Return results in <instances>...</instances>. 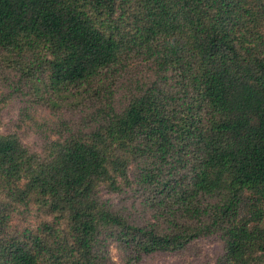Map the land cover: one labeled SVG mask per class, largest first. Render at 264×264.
Masks as SVG:
<instances>
[{"label":"trees","instance_id":"16d2710c","mask_svg":"<svg viewBox=\"0 0 264 264\" xmlns=\"http://www.w3.org/2000/svg\"><path fill=\"white\" fill-rule=\"evenodd\" d=\"M0 81V264H264V0H0Z\"/></svg>","mask_w":264,"mask_h":264},{"label":"rangeland","instance_id":"374dc122","mask_svg":"<svg viewBox=\"0 0 264 264\" xmlns=\"http://www.w3.org/2000/svg\"><path fill=\"white\" fill-rule=\"evenodd\" d=\"M6 92L5 84L0 81V92ZM21 102L12 98L2 108L0 112V132L4 130V126L10 121L20 117ZM25 106V104H24ZM29 115L36 118L38 122L31 130H29L31 139L36 145L40 139L41 129L46 132L47 128H52L59 119L58 115H53L42 108H30ZM42 122L43 127H42ZM30 128V125L28 126ZM135 222L141 223L144 216L140 209H136L132 213ZM220 252V244L213 236L201 238L193 242L186 250L179 253H154L147 256L143 264H214L216 256ZM110 255L113 260H118V253L114 248L110 247Z\"/></svg>","mask_w":264,"mask_h":264}]
</instances>
